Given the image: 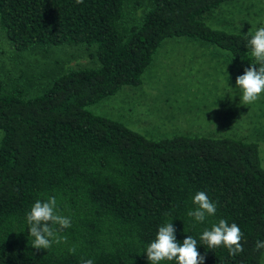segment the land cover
<instances>
[{
  "label": "trees",
  "instance_id": "1",
  "mask_svg": "<svg viewBox=\"0 0 264 264\" xmlns=\"http://www.w3.org/2000/svg\"><path fill=\"white\" fill-rule=\"evenodd\" d=\"M149 1L141 18H130L125 0H0V29L14 50L84 44L95 59L32 96L0 87V264H150L146 247L166 222L178 243L197 240L204 264H259L264 167L257 142L209 133L147 137L86 108L123 86H139L167 37L203 41L234 64L254 60L247 45L254 32L205 22L232 0ZM200 191L217 209L204 222L188 216ZM50 196L71 227L53 226L59 242L37 251L26 214ZM220 219L241 229L243 251L235 256L200 241Z\"/></svg>",
  "mask_w": 264,
  "mask_h": 264
},
{
  "label": "rangeland",
  "instance_id": "2",
  "mask_svg": "<svg viewBox=\"0 0 264 264\" xmlns=\"http://www.w3.org/2000/svg\"><path fill=\"white\" fill-rule=\"evenodd\" d=\"M125 3H128L127 11ZM125 3L123 10L130 18L133 15L141 18L147 3L150 5L149 0H125ZM134 20L138 19H126V22ZM205 22L227 31L254 32L264 27V0L224 2L211 11ZM215 49L195 44V39L186 37L164 38L143 71L139 86H123L112 96L86 108L94 114L117 119L149 137L154 131L159 134L153 127L155 117L174 119L166 112L167 108L162 110L168 102L173 116L178 111H186L175 122L176 131L224 134L255 141L264 167V93L254 103L243 104L236 78L249 66L234 64ZM93 50L84 44H61L17 51L0 29V87L9 91L17 86L24 96L35 95L59 74L95 65ZM259 264H264V249Z\"/></svg>",
  "mask_w": 264,
  "mask_h": 264
},
{
  "label": "clouds",
  "instance_id": "3",
  "mask_svg": "<svg viewBox=\"0 0 264 264\" xmlns=\"http://www.w3.org/2000/svg\"><path fill=\"white\" fill-rule=\"evenodd\" d=\"M77 3H83V0H77ZM247 34L250 35L247 45L251 48V56L254 60L245 68L244 74L236 78V88L242 93L241 99L245 105L254 103L264 93V27ZM257 65H259L258 69ZM193 203L197 207L190 210L188 216L198 222H204L206 217L214 216L216 213V204L203 191L194 195ZM26 221L29 236L33 238L31 246L37 251L50 248L53 241L59 242L58 231L53 226L59 225L60 229L71 227L70 218L59 214L55 196H50L46 200H36L26 214ZM175 231L172 222H166L158 228L155 239L145 250L150 264L173 260L176 264H204V256L197 251V240L187 236L182 244L178 243ZM241 239V229L237 224L229 225L224 219L212 224L210 230L205 228L200 235V241L209 249L223 245L232 256L243 251ZM255 249H264V241L258 240ZM70 251L74 252L75 249ZM81 264H94V262L92 259H82Z\"/></svg>",
  "mask_w": 264,
  "mask_h": 264
},
{
  "label": "crops",
  "instance_id": "4",
  "mask_svg": "<svg viewBox=\"0 0 264 264\" xmlns=\"http://www.w3.org/2000/svg\"><path fill=\"white\" fill-rule=\"evenodd\" d=\"M195 44L204 45V46L207 45L209 48H214V47H212V46L208 45L207 43H205L203 41H200V40H195ZM141 83H142V81H141ZM132 88H135V87H132ZM167 103L168 102H166L164 104L162 110L164 111L167 108V111L166 112H169V114H170L169 116L174 117V119H166L167 117H164V118H157V117H155V119H154L155 120V124H154L153 127L155 128V130L156 129L158 130L159 134H156L155 131H154L153 133H150L149 135H152L154 137H159V136H163V135H166V134L172 135V134H175L177 132H180V131H176L175 130V124H176L175 122L178 121L180 119V117H181L180 115H182L186 111L185 110L178 111L176 113V115L173 116V112L170 110V107L167 106ZM128 108H129V105H128ZM158 119L160 120V123L157 124ZM164 121H168V122H164ZM170 126H171V128H170ZM217 135H224V134H217Z\"/></svg>",
  "mask_w": 264,
  "mask_h": 264
}]
</instances>
